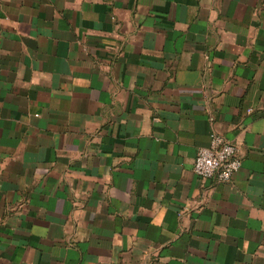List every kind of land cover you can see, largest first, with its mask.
Segmentation results:
<instances>
[{"label": "crops", "instance_id": "1", "mask_svg": "<svg viewBox=\"0 0 264 264\" xmlns=\"http://www.w3.org/2000/svg\"><path fill=\"white\" fill-rule=\"evenodd\" d=\"M0 264H264V0H0Z\"/></svg>", "mask_w": 264, "mask_h": 264}, {"label": "built area", "instance_id": "2", "mask_svg": "<svg viewBox=\"0 0 264 264\" xmlns=\"http://www.w3.org/2000/svg\"><path fill=\"white\" fill-rule=\"evenodd\" d=\"M241 164L236 146L224 136L214 133L210 144L199 148L193 170L201 178L229 182Z\"/></svg>", "mask_w": 264, "mask_h": 264}]
</instances>
